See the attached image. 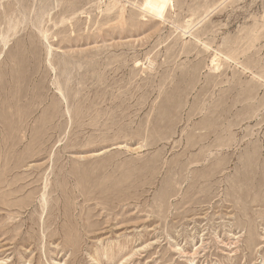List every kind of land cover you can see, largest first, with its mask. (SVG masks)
<instances>
[{"label":"rangeland","instance_id":"obj_1","mask_svg":"<svg viewBox=\"0 0 264 264\" xmlns=\"http://www.w3.org/2000/svg\"><path fill=\"white\" fill-rule=\"evenodd\" d=\"M0 264H264V0H0Z\"/></svg>","mask_w":264,"mask_h":264},{"label":"bare ground","instance_id":"obj_2","mask_svg":"<svg viewBox=\"0 0 264 264\" xmlns=\"http://www.w3.org/2000/svg\"><path fill=\"white\" fill-rule=\"evenodd\" d=\"M129 2V1H128ZM13 19L12 18H10L9 19V21H8V31L5 33V34H2V36L4 37V39H3V41H4V43H5V45H7V40H8V36H9V33L11 32V31H13V34L15 35V29H16V26L18 25V24H20L19 23V21H17V20H15L14 21V23H13ZM22 21V20H21ZM184 31V30H183ZM185 32V34H187L188 32H191V30H189V29H187V30H185L184 31ZM12 34V35H13ZM191 34V33H190ZM192 35V34H191ZM45 188H47V184L45 185ZM42 201H43V206H44V209H45V206H46V203H47V197L45 196V193H43V196H42Z\"/></svg>","mask_w":264,"mask_h":264}]
</instances>
